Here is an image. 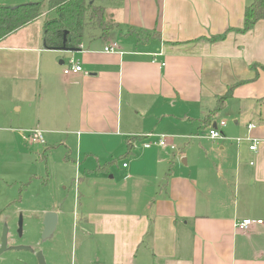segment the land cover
I'll return each instance as SVG.
<instances>
[{"label": "crops", "instance_id": "1", "mask_svg": "<svg viewBox=\"0 0 264 264\" xmlns=\"http://www.w3.org/2000/svg\"><path fill=\"white\" fill-rule=\"evenodd\" d=\"M21 1L36 0H10ZM252 2L104 0L119 25L108 41L47 49L45 14L1 40L0 166L16 161L10 176L0 169V222L2 206L20 204L13 190L2 197L7 180L23 184L29 165L45 162L46 175L31 177L46 188L45 207L31 214L44 232L45 214L56 212L57 235L73 221L81 264H93L91 237L109 264H264V223L236 229L264 222V19L240 31ZM42 19L37 36L30 30ZM72 59L83 72L67 76ZM169 127L189 135L161 131ZM211 128L223 139L207 138ZM31 130L45 145L28 141ZM152 133L176 149L146 148ZM249 138L261 140L257 153ZM69 183L75 193L62 198Z\"/></svg>", "mask_w": 264, "mask_h": 264}, {"label": "rangeland", "instance_id": "2", "mask_svg": "<svg viewBox=\"0 0 264 264\" xmlns=\"http://www.w3.org/2000/svg\"><path fill=\"white\" fill-rule=\"evenodd\" d=\"M45 0H36L34 2L28 3H40ZM27 2H10L0 0V6H8V7H17L21 5H26ZM46 18L44 20H49L54 18V15L50 14L47 10H45ZM44 20H40L31 28L30 32L37 36L41 34L43 31V22ZM39 32V33H38ZM165 131L172 136L176 135H185L189 134L179 133L174 131L172 127L167 128ZM16 161L14 158H6L1 163L0 169L4 174H8L10 176L13 172H15V168L13 167V163ZM63 162V158L59 154H53L51 157V164L54 167L58 168ZM45 162L37 163L36 165H29L30 175L34 178L35 173L37 175L44 173L46 175V166ZM3 167V168H2ZM26 167H21L18 171L22 172ZM44 168V169H42ZM30 177V178H31ZM21 178V177H19ZM28 179L23 184L13 185L16 181L14 178H9L8 189L2 188V197L8 196L11 190L15 191V197L17 202L20 201L18 206H2L3 207V219L0 222V245H1V237L5 224L9 226V244L10 246H26L30 247L34 250V252H42L45 258L46 264H81L80 260V251L76 245L73 243V221L69 224L68 231L66 234L60 235L55 234L53 237L49 239H43V232H41L40 225V214H31L34 209H42L45 206H39L40 202L38 198L44 194L46 190L45 187L41 185V183H37L36 179ZM30 181L32 184H30ZM41 181V180H39ZM42 182V181H41ZM20 183V182H19ZM5 186V185H3ZM67 189L64 192H60L61 197H68V191L75 193V188H72L70 183L66 186ZM5 188V187H4ZM64 189V186H62ZM77 189V188H76ZM6 190V191H5ZM16 211H19L14 215L12 219L10 215L14 214ZM20 216L22 217V229L19 227ZM90 251V260L93 264H109L108 262V252L102 250L97 245V242L94 237H91L89 242ZM73 252H77L76 263L75 257L72 258ZM34 253L29 251H8L4 255L0 257V264H39L37 258L33 255ZM100 259V263L97 260Z\"/></svg>", "mask_w": 264, "mask_h": 264}, {"label": "trees", "instance_id": "3", "mask_svg": "<svg viewBox=\"0 0 264 264\" xmlns=\"http://www.w3.org/2000/svg\"><path fill=\"white\" fill-rule=\"evenodd\" d=\"M104 0H45L17 7L0 6V41L30 25L47 10L54 18L44 27V44L47 49L79 50L85 40H109L119 25L106 14ZM264 19V0H253L246 8L245 24L241 32L249 31ZM229 97L218 100V109Z\"/></svg>", "mask_w": 264, "mask_h": 264}, {"label": "built area", "instance_id": "4", "mask_svg": "<svg viewBox=\"0 0 264 264\" xmlns=\"http://www.w3.org/2000/svg\"><path fill=\"white\" fill-rule=\"evenodd\" d=\"M118 49V45L116 43L110 44L109 46L105 47L106 53H114ZM83 72V68L80 64H78L73 59L70 60L64 70L65 75H74V74H80ZM221 127L226 126V122L220 123ZM254 124L248 125V129L250 131L255 129ZM148 138H153L155 142L146 144V148H151L152 146H159V147H169L172 150L176 149V146L171 141V138L168 135L165 134H149L147 136ZM222 133L219 131V128L213 129L211 128L208 132L207 138L212 140H219L223 139ZM28 141L31 144H39V145H45V140L43 137V134L40 130H31L28 131L27 135ZM251 142L250 145V151L253 153H257L259 150V147L261 145V140L255 139V138H249L248 139ZM126 167V165H125ZM264 222L263 220H256V219H243L236 222V229L240 232H248L251 228H253L255 225H262Z\"/></svg>", "mask_w": 264, "mask_h": 264}, {"label": "water", "instance_id": "5", "mask_svg": "<svg viewBox=\"0 0 264 264\" xmlns=\"http://www.w3.org/2000/svg\"><path fill=\"white\" fill-rule=\"evenodd\" d=\"M62 51L73 52V50H68V49H62ZM43 225H44L43 239L51 238L57 230L58 214L56 212H47L45 214ZM19 227L20 229H22V217L21 216H20ZM9 232H10L9 226L5 224L3 232H2V237H1L0 257L8 251H29V252L34 253V250L30 247L9 246ZM36 258L39 264H46V261H45V258L42 252H38L36 254Z\"/></svg>", "mask_w": 264, "mask_h": 264}, {"label": "flooded vegetation", "instance_id": "6", "mask_svg": "<svg viewBox=\"0 0 264 264\" xmlns=\"http://www.w3.org/2000/svg\"><path fill=\"white\" fill-rule=\"evenodd\" d=\"M9 246H10V244H9ZM37 253H38V252H34V254H33V255L36 257V254H37Z\"/></svg>", "mask_w": 264, "mask_h": 264}]
</instances>
